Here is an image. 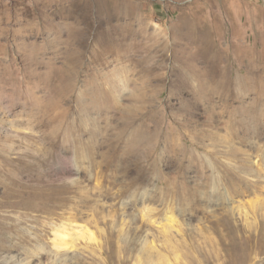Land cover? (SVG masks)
Masks as SVG:
<instances>
[{
    "label": "rangeland",
    "instance_id": "obj_1",
    "mask_svg": "<svg viewBox=\"0 0 264 264\" xmlns=\"http://www.w3.org/2000/svg\"><path fill=\"white\" fill-rule=\"evenodd\" d=\"M261 231L264 0H0V264H264Z\"/></svg>",
    "mask_w": 264,
    "mask_h": 264
},
{
    "label": "bare ground",
    "instance_id": "obj_2",
    "mask_svg": "<svg viewBox=\"0 0 264 264\" xmlns=\"http://www.w3.org/2000/svg\"><path fill=\"white\" fill-rule=\"evenodd\" d=\"M188 80L189 81H192V77L191 76H189L188 75ZM205 91L206 90H203V92H204V94H205ZM205 98H207V97H205ZM212 98V97H211ZM245 135V134H244ZM91 146V145H90ZM92 148V147H91ZM127 171H126V173L128 174V173H130V171H131V169L130 168H125ZM170 220H173L172 218H169ZM172 222V221H171ZM237 232V231H236ZM228 234V233H227ZM232 234V233H231ZM233 235V234H232ZM237 235H238V233H237ZM247 235V234H246ZM253 235H254V233H253ZM57 236L58 237H61L60 236V234H57ZM228 237V236H227ZM230 237V236H229ZM241 237V236H240ZM243 237V236H242ZM92 238V237H91ZM230 239V238H229ZM235 239V238H234ZM232 240V239H231ZM236 240V239H235ZM264 240V232H262L261 231V233H259L257 236H250L249 235V237H247V238H244L243 237V239H242V242L243 241H245V244H247L248 246H249V248L250 249H254L253 247L254 246H256V247H258L261 243H262V241ZM230 241V240H229ZM237 241H238V239H237ZM247 241V242H246ZM255 241V243L253 244V242ZM234 242V241H233ZM241 242V241H240ZM251 243V244H250ZM230 244V243H229ZM234 244H235V242H234ZM253 244V245H252ZM237 245V244H236ZM57 247H59V249L61 248V247H68V245L63 241V242H61V240H60V243H58L57 245H56ZM224 246H227L226 244L224 245ZM262 246V245H261ZM228 247H230V246H228ZM237 247V246H236ZM235 247V248H236ZM231 248H232V246H231ZM257 249V248H256ZM233 251V250H232ZM227 252V251H226ZM230 252V251H229Z\"/></svg>",
    "mask_w": 264,
    "mask_h": 264
}]
</instances>
